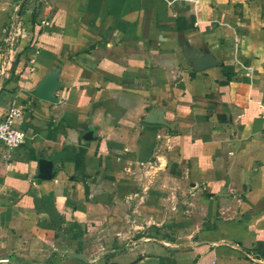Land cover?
I'll return each instance as SVG.
<instances>
[{
    "label": "crops",
    "instance_id": "1",
    "mask_svg": "<svg viewBox=\"0 0 264 264\" xmlns=\"http://www.w3.org/2000/svg\"><path fill=\"white\" fill-rule=\"evenodd\" d=\"M11 106L0 264H264V0H0Z\"/></svg>",
    "mask_w": 264,
    "mask_h": 264
},
{
    "label": "built area",
    "instance_id": "2",
    "mask_svg": "<svg viewBox=\"0 0 264 264\" xmlns=\"http://www.w3.org/2000/svg\"><path fill=\"white\" fill-rule=\"evenodd\" d=\"M23 111L15 106L9 107L0 120V145L10 153L24 144L26 135L18 126Z\"/></svg>",
    "mask_w": 264,
    "mask_h": 264
},
{
    "label": "water",
    "instance_id": "3",
    "mask_svg": "<svg viewBox=\"0 0 264 264\" xmlns=\"http://www.w3.org/2000/svg\"><path fill=\"white\" fill-rule=\"evenodd\" d=\"M55 85H56V75L50 74L47 81L43 83L42 86H40L38 89L33 90V94L43 99H49L50 92L54 89ZM87 135L88 137L89 136L91 137V133H88Z\"/></svg>",
    "mask_w": 264,
    "mask_h": 264
}]
</instances>
